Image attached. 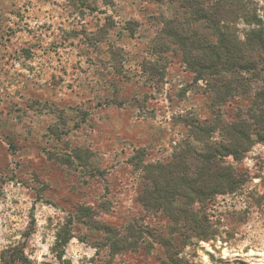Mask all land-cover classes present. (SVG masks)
I'll list each match as a JSON object with an SVG mask.
<instances>
[{
	"label": "rangeland",
	"instance_id": "rangeland-1",
	"mask_svg": "<svg viewBox=\"0 0 264 264\" xmlns=\"http://www.w3.org/2000/svg\"><path fill=\"white\" fill-rule=\"evenodd\" d=\"M169 1L0 0V264H264V143L228 158L238 190L192 208L209 240L136 200L134 151L165 159L182 117L210 112L204 83L154 52Z\"/></svg>",
	"mask_w": 264,
	"mask_h": 264
},
{
	"label": "trees",
	"instance_id": "trees-1",
	"mask_svg": "<svg viewBox=\"0 0 264 264\" xmlns=\"http://www.w3.org/2000/svg\"><path fill=\"white\" fill-rule=\"evenodd\" d=\"M169 4L171 18H161L154 40L157 60L161 54L180 58L193 81L204 83L210 112L203 120L182 117L187 139L165 159L147 160L140 149L128 162L139 180L136 200L144 211L173 223H189L194 238L209 240L207 219L196 213L244 184L245 173L228 158L239 162L255 143H264V0H170ZM136 27L132 24L127 30L132 34ZM156 67L149 63L144 70L161 75ZM236 99L244 103L228 111ZM75 158L84 159L77 153ZM100 230L111 252L129 250L119 229L106 225ZM23 246L24 242L19 250Z\"/></svg>",
	"mask_w": 264,
	"mask_h": 264
}]
</instances>
